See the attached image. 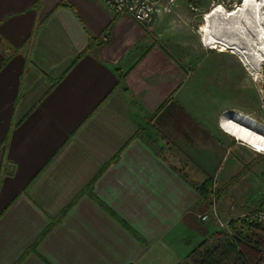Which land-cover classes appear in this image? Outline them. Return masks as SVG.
I'll return each instance as SVG.
<instances>
[{"label": "crops", "instance_id": "crops-1", "mask_svg": "<svg viewBox=\"0 0 264 264\" xmlns=\"http://www.w3.org/2000/svg\"><path fill=\"white\" fill-rule=\"evenodd\" d=\"M167 13L0 0V264H178L217 231L195 185L260 150L221 127L226 76L153 35Z\"/></svg>", "mask_w": 264, "mask_h": 264}, {"label": "rangeland", "instance_id": "rangeland-1", "mask_svg": "<svg viewBox=\"0 0 264 264\" xmlns=\"http://www.w3.org/2000/svg\"><path fill=\"white\" fill-rule=\"evenodd\" d=\"M244 2L245 0H179L175 9L167 13V18L161 23L158 32L153 31L155 37L160 36L162 40L168 38V40L165 39V42L171 40L173 45H181L182 49L181 51L179 49L177 53L181 57H186L187 64L190 66L194 65L195 67L201 64L206 71L216 70L220 77L226 76L225 88L228 91L234 89V102L241 110L226 112L223 116V118H227L224 123L226 128L222 127L223 120L221 127L235 137L237 136L231 129L233 124H228V121L238 122L240 119L247 120V118L253 123V129L264 135V61L257 65L258 71L255 72L251 66L246 64L241 55L237 52L232 53V50L235 49L225 47L232 45L242 47L244 50H251V41L247 36L251 24L239 22L235 17L229 18L218 13L210 17L209 20L208 17L216 7L223 6L227 11H230L242 6ZM254 2L264 3V0H254ZM224 47L226 48L225 53H221ZM233 77L234 79H232ZM257 153L258 156L249 165L251 173L246 174V179L238 181L234 187L227 184L217 196L213 194H209L207 197L202 196L210 199V208L202 214H209L216 224L217 230L227 229L230 220L229 217L221 214L222 202H229L231 205L237 206V210L234 211L235 217L232 215V218L247 216L250 218L256 216L258 211L264 210V153ZM206 178L212 179L215 189H220L215 178ZM214 210H216L215 213Z\"/></svg>", "mask_w": 264, "mask_h": 264}, {"label": "trees", "instance_id": "trees-1", "mask_svg": "<svg viewBox=\"0 0 264 264\" xmlns=\"http://www.w3.org/2000/svg\"><path fill=\"white\" fill-rule=\"evenodd\" d=\"M213 186L210 178L195 185L203 197L219 195L222 188ZM178 264H264V224L249 216L232 218L227 229L213 232Z\"/></svg>", "mask_w": 264, "mask_h": 264}, {"label": "bare ground", "instance_id": "bare-ground-1", "mask_svg": "<svg viewBox=\"0 0 264 264\" xmlns=\"http://www.w3.org/2000/svg\"><path fill=\"white\" fill-rule=\"evenodd\" d=\"M217 13L229 18L235 17L239 22L242 21L251 24V29H249V34L247 35L251 41V50H244L242 47L232 45H227L225 47L235 49L232 51L241 55V57L246 61V64L251 66L253 70L257 72V65L264 61V3H256L254 0H245L242 6H239L238 8L236 7L230 11H227L223 6H219L213 10L211 15L208 17V20ZM238 29L241 31L240 28ZM225 47L224 49H226ZM251 58H253V60H251ZM230 124H233V131L237 136L252 142V144L259 147L258 149H264V135L263 133L257 132L253 129V123L250 122L249 118H247V120L240 119L238 122L232 121Z\"/></svg>", "mask_w": 264, "mask_h": 264}, {"label": "built area", "instance_id": "built-area-1", "mask_svg": "<svg viewBox=\"0 0 264 264\" xmlns=\"http://www.w3.org/2000/svg\"><path fill=\"white\" fill-rule=\"evenodd\" d=\"M109 6L116 14L129 15L142 25L151 24L160 12H172L179 0H100ZM261 152V151H260ZM214 213L216 210L213 211ZM200 218L208 221V213ZM252 219L264 224V210L257 212Z\"/></svg>", "mask_w": 264, "mask_h": 264}, {"label": "clouds", "instance_id": "clouds-1", "mask_svg": "<svg viewBox=\"0 0 264 264\" xmlns=\"http://www.w3.org/2000/svg\"><path fill=\"white\" fill-rule=\"evenodd\" d=\"M225 122H226V121L223 120V125H222L223 128H226V127L224 126V123H225ZM233 134H234V133H233Z\"/></svg>", "mask_w": 264, "mask_h": 264}, {"label": "snow or ice", "instance_id": "snow-or-ice-1", "mask_svg": "<svg viewBox=\"0 0 264 264\" xmlns=\"http://www.w3.org/2000/svg\"><path fill=\"white\" fill-rule=\"evenodd\" d=\"M258 150H260V151H264V149H258Z\"/></svg>", "mask_w": 264, "mask_h": 264}]
</instances>
